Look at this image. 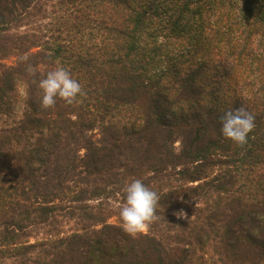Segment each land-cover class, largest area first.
<instances>
[{"label": "trees", "instance_id": "16d2710c", "mask_svg": "<svg viewBox=\"0 0 264 264\" xmlns=\"http://www.w3.org/2000/svg\"><path fill=\"white\" fill-rule=\"evenodd\" d=\"M58 67L85 95L42 109ZM0 264H264V0H0Z\"/></svg>", "mask_w": 264, "mask_h": 264}, {"label": "clouds", "instance_id": "9594fccd", "mask_svg": "<svg viewBox=\"0 0 264 264\" xmlns=\"http://www.w3.org/2000/svg\"><path fill=\"white\" fill-rule=\"evenodd\" d=\"M19 59L25 62L28 60V55L25 54ZM26 70L29 74L35 75L31 65ZM38 87L43 93L40 107L45 110L54 107L57 98L67 105H72L77 102L78 97L85 95L80 83L63 67L49 71L46 77L39 81ZM220 119L222 135L240 147L247 143L248 134L255 128L253 114L243 107L225 112ZM124 193V202L118 209L121 227L126 234L137 238L159 218L157 206L160 197L140 179L131 181L125 187ZM173 214L177 219L189 218L183 209Z\"/></svg>", "mask_w": 264, "mask_h": 264}, {"label": "rangeland", "instance_id": "374dc122", "mask_svg": "<svg viewBox=\"0 0 264 264\" xmlns=\"http://www.w3.org/2000/svg\"><path fill=\"white\" fill-rule=\"evenodd\" d=\"M20 110H21V106H19V107L17 108V112L19 113Z\"/></svg>", "mask_w": 264, "mask_h": 264}]
</instances>
